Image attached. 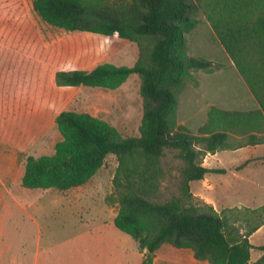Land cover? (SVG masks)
I'll use <instances>...</instances> for the list:
<instances>
[{
    "label": "trees",
    "instance_id": "16d2710c",
    "mask_svg": "<svg viewBox=\"0 0 264 264\" xmlns=\"http://www.w3.org/2000/svg\"><path fill=\"white\" fill-rule=\"evenodd\" d=\"M32 8L51 27L137 45L131 67L102 63L90 71H59L54 82L58 87L115 90L135 74L140 78L142 119L139 136L123 137L89 113L62 111L55 118L61 139L53 153L24 156L22 187L64 191L82 186L113 155L117 166L112 185L119 206L113 224L144 252L141 264H152L164 244L189 249L196 260L209 264H264V246L258 247L262 256L252 262L254 247L248 239L264 224V206L245 209L241 233L190 190V183L206 174L225 172L204 167L206 155L264 144V0H33ZM199 10L258 108L211 106L206 123L191 133L177 124L178 95L189 71L212 67L206 59L186 55L185 37L196 27ZM166 150L176 151L182 162L179 194L158 201L167 176ZM236 214L230 215L234 223L242 213Z\"/></svg>",
    "mask_w": 264,
    "mask_h": 264
},
{
    "label": "rangeland",
    "instance_id": "374dc122",
    "mask_svg": "<svg viewBox=\"0 0 264 264\" xmlns=\"http://www.w3.org/2000/svg\"><path fill=\"white\" fill-rule=\"evenodd\" d=\"M194 19L197 21L196 27L185 37L186 55L206 59L212 63V67L210 71H189L185 77L184 89L178 95L177 124L184 126L191 133H196L198 128L206 123L211 106L223 110H250L252 108L250 99L256 102L219 44L204 12L199 10ZM137 56V45L133 42L85 32H67L49 26L33 10L32 0H0V129L16 130L18 138L22 140H38L33 152L21 154L23 161L24 156L28 154L35 157L52 154L54 144L61 139L54 123V115L49 111L46 102L53 71L58 68L90 69L100 63L131 67L135 64ZM139 89L140 78L132 74L115 90L96 91L97 100L94 105L99 115L102 120L116 127L123 137L139 136L142 119ZM64 91L61 94L62 99H65L63 107L72 110L86 109L85 104H79L74 98L82 95V92ZM32 96L42 98L39 102H32L29 100ZM175 154L176 151L165 152L163 164L167 176L158 201H166L179 194V169L182 162ZM235 159L237 156L228 153L225 161L221 159L222 163H217L216 166L225 167L227 177H230L247 164L246 162L237 169L238 165H230ZM116 166L115 156L108 155L104 165L88 183L87 192L92 195L88 198L87 209L76 215L77 220L71 219V229H68L70 238L72 236L73 240L84 244L83 241L86 239L82 236L83 230L78 231L77 227L81 224L83 232H86V238L91 240L85 242L87 244L85 250L81 245V249L86 252V264H140L141 250L137 242L118 231L113 222H110L119 207L112 185ZM249 171L242 175L244 179L242 181L228 179L231 180L228 190L224 188L226 191L223 190L218 196L224 203L233 205L232 208L227 206L221 210L226 204L217 202V210L227 216L241 233L245 231L241 226L245 209L259 208L241 204L256 202L252 201L253 196L259 198L260 202L264 201V166ZM257 180L258 185H253ZM190 188L193 195L198 198V192L200 193L201 188L207 189V185L201 186L200 182H196ZM235 210L242 213L239 214V222L236 223L230 217L237 216L236 213L239 212ZM56 221L59 222L57 218ZM20 223L30 230L28 236L22 239V247L20 241L15 238L14 231L8 239L5 237L2 240H5L7 245L2 253L3 258L10 264L16 252L22 250L26 259L32 260L37 250L38 237L35 226L25 216ZM100 223L112 224L113 231L109 227L98 229ZM65 234L67 237L68 231ZM75 251L78 249L72 247L71 252ZM84 251L81 252L82 257ZM54 254L56 256V249ZM256 255L258 252L254 250L252 258L254 259ZM168 256L175 257L172 254Z\"/></svg>",
    "mask_w": 264,
    "mask_h": 264
},
{
    "label": "crops",
    "instance_id": "0c3cea01",
    "mask_svg": "<svg viewBox=\"0 0 264 264\" xmlns=\"http://www.w3.org/2000/svg\"><path fill=\"white\" fill-rule=\"evenodd\" d=\"M93 68H58L53 71L50 78V91L48 94L46 93V102L48 104L47 106L49 107V111L54 115V123L55 118L62 111L69 110L76 112H86L96 118L102 119L98 113L99 111L97 107H95L94 104L97 100L96 91L103 89L84 86L58 87L54 82L55 74L59 71H90ZM64 90L82 92V95L79 94L74 98L79 104H85L84 107L86 109L72 110L63 107L65 99H62L61 94L65 92ZM41 98V96H32L29 100L32 102H39ZM250 100L251 101L249 102L252 104V108L250 110L257 109L258 104L256 102L254 103L253 99ZM17 133L18 132L16 130L7 131L0 129V264H10V262H5V258H3L2 253L4 251V247L7 245L5 244V240H2L5 237L8 239L10 234L14 231L15 238L20 241V247H22V239L26 238L28 233H30L28 227L23 226L20 223L23 216H25L27 219H30L31 224L34 225L37 230V250L32 257V260L26 259L22 250H20L19 253L16 252L15 257H13V260L11 261L12 264H55L56 262L57 264H86L87 259L85 256L86 252L84 250L87 244L85 242H89L91 240L86 238V232H83L84 229L81 224L77 225V227H79L78 231H81V229L83 230L82 236H84L86 239V241H83L84 244H82L80 241L73 240L72 236L70 238L69 230L71 229V219L77 220L76 215L81 214L87 209L88 198L92 195L88 194L87 192L88 183L96 174L86 184L64 191H59L54 188L27 189L22 187L21 179L24 174L25 167L24 161L21 159V154L24 152H33L35 147L38 145V140H22V138H18L19 134ZM228 153L237 156V159L230 163V165H238L237 169L239 166L247 162V164L240 168L239 171H233L234 175H231L230 177H227V171L225 170V167L220 168L216 166L217 163L221 164L223 159L225 161ZM203 161L204 167L208 169H222L225 172L221 174L208 173L205 175L203 180L191 182L190 187L196 182H200L201 186L202 184H206L207 189L201 188L200 193L198 192V199L208 204H213L214 209L220 213V210H217V202L224 205L226 204V206H222L224 208L221 210L225 209L227 206L229 208H232L233 206L227 204L226 202L224 203L218 197L220 192L225 189L228 190V185L231 182V180L228 179L232 178L233 181H242L244 180L242 175L245 174V172H250L249 170L254 171V168L264 166V144L243 147L237 150H224L214 154H208L205 156ZM249 182L250 185H252V182ZM258 183L259 182L257 180L253 185H258ZM195 197L197 198V196ZM252 198L254 199L252 201L256 202H251V204L245 203L241 205H249L254 208L264 205V201L260 202L259 198H256L255 196ZM241 205H234V207H240ZM116 215L117 213L110 220L111 223L113 222V219ZM56 218L59 220V222L56 221ZM107 227L113 231V229H111L112 224L109 223L108 225H103V223H100L98 229ZM66 231H68L67 237L65 234ZM248 239L250 244L254 247L251 250L250 260L255 262L263 254L259 251L258 247L264 246V224L260 226L251 236H249ZM81 245H83L84 250L81 249ZM72 247H75L78 249V251L72 253ZM55 249L56 256L54 254ZM254 250L258 252V255H256L253 259L252 252ZM82 251H84L83 257L81 256ZM171 254L175 257L168 256ZM140 256L141 264L144 258V252H140ZM158 263L209 264L207 261L196 260L194 258L193 252L189 249H177L168 244L162 245L158 251H156L152 264Z\"/></svg>",
    "mask_w": 264,
    "mask_h": 264
}]
</instances>
